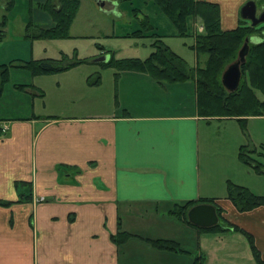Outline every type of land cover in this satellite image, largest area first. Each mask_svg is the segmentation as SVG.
Segmentation results:
<instances>
[{
    "label": "crops",
    "instance_id": "obj_1",
    "mask_svg": "<svg viewBox=\"0 0 264 264\" xmlns=\"http://www.w3.org/2000/svg\"><path fill=\"white\" fill-rule=\"evenodd\" d=\"M205 1L220 5L224 30L238 27L240 0ZM34 14L39 28L54 27L48 13ZM256 38L251 42H261ZM91 83L101 86L102 76L83 81ZM116 83L112 107L0 118L7 127L0 136V201L11 203L0 205V264H194L197 257L204 264H256L241 233L199 231L169 215L177 204L211 199L225 220L253 236L264 260V207L242 213L227 199L229 182L264 196V175L238 159L241 146L264 147V135L248 130L241 144L237 138L236 158L227 161L246 167L242 179L229 173L230 166L220 174L209 152L216 144L210 130L217 124L215 135L229 141L221 139V128L237 135L239 123L201 116L195 81L159 83L122 72ZM247 120L264 125V116ZM119 232L134 237L118 246L112 238ZM147 240L172 241L183 252L161 251Z\"/></svg>",
    "mask_w": 264,
    "mask_h": 264
},
{
    "label": "rangeland",
    "instance_id": "obj_2",
    "mask_svg": "<svg viewBox=\"0 0 264 264\" xmlns=\"http://www.w3.org/2000/svg\"><path fill=\"white\" fill-rule=\"evenodd\" d=\"M54 1L59 4V0ZM249 1L251 0H240L239 6H236V11L240 18L241 9ZM255 1L258 7V15H260L264 12V6H262L260 0ZM12 3L13 0H1L0 22H2L3 16L7 14L10 20L3 27L7 37L4 41H0V66L9 65V62L12 60V63L16 58L23 60H59L62 54L68 55L71 58V63L76 60H84L85 62L67 72L38 76L33 75L28 69L19 67L20 62L13 63L17 67L9 68V81L5 85H2V75H0L1 119L32 116L46 117L49 115L68 116L76 113L91 112L92 108L101 110L116 105L118 100L116 93L118 87L115 77L117 70L114 67L96 64L94 60L102 56V53L106 51L109 52L110 58L113 57L115 60H144L148 58L152 53L151 45L155 39L153 37H127L128 34L141 28V20L147 19V16L151 24L158 28V32L165 35L164 42L182 57L188 66L194 68L196 60L197 66H204L207 60V56L197 55L194 49L196 45L195 37L182 38L174 35L176 29L170 20L159 11L158 7L147 0H133L132 2L120 4L116 3L115 0H105L104 7H101L96 0H80L79 11L70 29L71 38L58 40H31L27 38L26 24L29 22L34 24L36 18L34 11H39L38 3L35 0H16L15 9L8 13ZM227 6L228 4L225 5V11H227ZM195 21H197L195 23H200L199 20ZM244 21L246 24L251 25L250 21ZM39 24L42 25L43 23L38 22L34 24L38 25V27L31 29L33 35H37L42 30L39 28ZM261 26H264V23ZM192 28L195 30V34L204 32H200L198 26ZM61 76L70 77H66L65 80V77ZM93 76H102L103 84L99 87L93 86L92 83L91 85L83 84V81L89 77L94 79L95 77ZM70 78L73 81H70ZM60 82L62 87L59 90L58 83ZM21 85L29 86L23 89L19 88ZM258 96L264 100L261 92H258ZM222 118L238 119L235 117ZM242 119L245 120L246 118L243 117ZM238 123V136L235 131H231L228 135L225 131L226 128H221V139L227 138L229 141L220 140L215 135L214 131H217L216 128L218 126L214 124L209 135L215 136L216 140L214 142L216 144L209 147V152L213 160L216 158L219 161V170L217 172L220 174L224 173L230 166L229 173L234 176L236 174L238 178L242 179L245 176L246 165L241 162L239 156L240 150L244 146L240 147L238 153L236 149L237 138L241 144L243 141L242 135L246 134L248 130L254 137H261V135H264V125L262 124L259 127V123H250L248 126L247 120L244 128L240 122ZM246 148L248 149L247 154L251 160L252 167L257 166L259 169H264V147ZM236 153H238L239 162L245 165V169L242 167L243 165L237 167L235 161L231 164L227 161L236 158ZM257 180L256 182H258ZM260 180L264 185V179Z\"/></svg>",
    "mask_w": 264,
    "mask_h": 264
},
{
    "label": "trees",
    "instance_id": "obj_3",
    "mask_svg": "<svg viewBox=\"0 0 264 264\" xmlns=\"http://www.w3.org/2000/svg\"><path fill=\"white\" fill-rule=\"evenodd\" d=\"M126 3L133 0H115ZM152 5L158 7L173 24L178 37H195V51L198 56H207L204 66L191 68L185 60L175 53L165 42V35L158 32L147 16L141 20V28L128 34L127 37H153L152 53L146 59H122L110 58L103 66L114 67L117 70L116 80L121 72L130 71L149 75L159 83H183L195 81L197 84L198 109L201 116L207 118L214 117H235L244 127L247 117L264 116V100L258 96L261 92L264 97V26L256 27L246 24L240 19L238 27L231 30H224L221 21V7L216 2L205 0H147ZM264 6V0H260ZM258 1V2H260ZM16 7V0L9 7L8 13ZM37 7L48 13L54 27L42 29L37 35H33L32 23L27 25V38L29 39H69L70 29L80 8V0H59L56 4L54 0H47ZM138 11V10H137ZM8 14L3 16L0 22V41L6 37L3 27L9 21ZM195 20L200 21V26L204 28L202 34H195ZM193 33V34H192ZM257 37L261 42L252 43L251 39ZM246 39L250 40V50L243 65V76L239 89L229 93L222 85V74L233 62L238 59L239 51L244 46ZM71 58L62 54L58 59H40L29 62H20L19 67L28 69L33 75H50L67 72L76 66L83 64L84 60H76L71 63ZM17 67L14 64L0 66L2 75V85L9 81V68ZM28 87L21 85L19 88ZM1 93V92H0ZM246 118L243 120L242 118ZM245 128V127H244ZM0 126V136L3 133ZM248 149L244 146L240 150V160L246 166L253 168L258 174L264 175V169L252 167L248 158ZM227 199L230 200L239 212H249L259 207H264V196H257L251 190L237 186L231 182L227 188ZM199 203L214 204L215 200H202L200 202H187L183 205H175L170 211L171 216L184 223L197 228L199 231L213 233H241L244 235L251 247L256 264H264L261 253L257 249L254 238L247 231L241 229L223 218V209L217 207L220 219L219 225L212 228L203 229L191 224L188 219V212ZM2 206H10V202L0 201ZM134 235L119 232L113 236V241L118 246L124 245L133 238ZM153 247L161 251L183 252L179 245L167 240H147ZM204 257H197L194 264H204Z\"/></svg>",
    "mask_w": 264,
    "mask_h": 264
},
{
    "label": "water",
    "instance_id": "obj_4",
    "mask_svg": "<svg viewBox=\"0 0 264 264\" xmlns=\"http://www.w3.org/2000/svg\"><path fill=\"white\" fill-rule=\"evenodd\" d=\"M101 7H104L105 0H96ZM1 8V0H0ZM241 18L250 21L252 26L256 27L264 23V12L258 15V7L255 0L246 3L241 9ZM253 40V39H252ZM250 40L246 39L244 46L239 51L238 59L227 66L222 74V85L229 92H236L241 84L243 76V65L250 50ZM110 61L108 54L102 55L94 60L96 64H104ZM188 219L191 224L198 228L208 229L219 225L220 219L217 208L212 204H198L191 208L188 212Z\"/></svg>",
    "mask_w": 264,
    "mask_h": 264
},
{
    "label": "built area",
    "instance_id": "obj_5",
    "mask_svg": "<svg viewBox=\"0 0 264 264\" xmlns=\"http://www.w3.org/2000/svg\"><path fill=\"white\" fill-rule=\"evenodd\" d=\"M198 28H199V31L200 32H203L204 31V28L202 26H198ZM2 130H3V132H5L7 130V127H3Z\"/></svg>",
    "mask_w": 264,
    "mask_h": 264
}]
</instances>
